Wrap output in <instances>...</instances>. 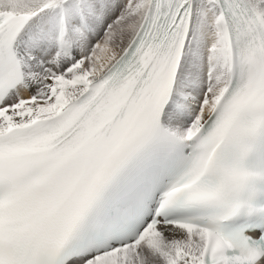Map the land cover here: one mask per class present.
Masks as SVG:
<instances>
[{
	"label": "snow or ice",
	"instance_id": "obj_1",
	"mask_svg": "<svg viewBox=\"0 0 264 264\" xmlns=\"http://www.w3.org/2000/svg\"><path fill=\"white\" fill-rule=\"evenodd\" d=\"M0 264H264V0H0Z\"/></svg>",
	"mask_w": 264,
	"mask_h": 264
}]
</instances>
